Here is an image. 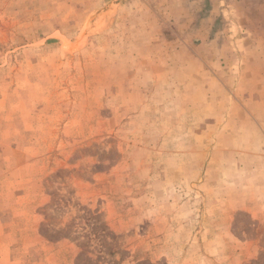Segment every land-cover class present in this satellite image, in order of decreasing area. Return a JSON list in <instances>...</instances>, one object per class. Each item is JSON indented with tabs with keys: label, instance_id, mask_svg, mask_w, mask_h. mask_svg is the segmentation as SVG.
I'll use <instances>...</instances> for the list:
<instances>
[{
	"label": "rangeland",
	"instance_id": "374dc122",
	"mask_svg": "<svg viewBox=\"0 0 264 264\" xmlns=\"http://www.w3.org/2000/svg\"><path fill=\"white\" fill-rule=\"evenodd\" d=\"M83 1L0 0V264H264V0Z\"/></svg>",
	"mask_w": 264,
	"mask_h": 264
},
{
	"label": "crops",
	"instance_id": "0c3cea01",
	"mask_svg": "<svg viewBox=\"0 0 264 264\" xmlns=\"http://www.w3.org/2000/svg\"><path fill=\"white\" fill-rule=\"evenodd\" d=\"M102 1L103 0H85V1H83V3L81 5L79 4L77 7L82 8V9L87 8V7L94 8L96 6H102V3H103ZM144 1H146V0H142V2H144ZM151 1L155 2V5H154L155 7H161L164 4H167L171 7H174V6H176V3L178 2V0H151ZM146 5L148 7L152 6L151 4H148V3ZM204 69H205V67L202 68V70H204ZM258 105H259V107H258L257 112L262 113L263 110L261 109V104L258 103ZM261 118H262V116H261ZM253 167L256 169H260V173L258 174L256 181L258 182V184L264 185V165L263 166L255 165Z\"/></svg>",
	"mask_w": 264,
	"mask_h": 264
}]
</instances>
